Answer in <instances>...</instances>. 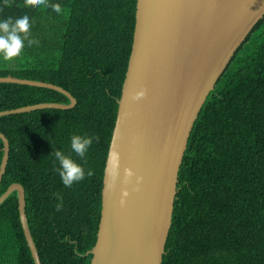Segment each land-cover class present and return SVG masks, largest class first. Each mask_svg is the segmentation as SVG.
I'll list each match as a JSON object with an SVG mask.
<instances>
[{"label":"trees","instance_id":"obj_1","mask_svg":"<svg viewBox=\"0 0 264 264\" xmlns=\"http://www.w3.org/2000/svg\"><path fill=\"white\" fill-rule=\"evenodd\" d=\"M25 7L0 0V21L30 18V38L0 77L50 83L75 102L0 115L8 154L0 194L24 191L27 227L40 264H89L100 209L103 164L130 50L135 0H48ZM41 102L69 103L43 86L0 82V111ZM73 135L97 138L86 162ZM59 150L94 175L65 187L55 171ZM2 143L0 140V158ZM62 197L61 203L56 195ZM0 264H33L15 191L0 203ZM160 264H264V15L207 94L177 171L170 226Z\"/></svg>","mask_w":264,"mask_h":264},{"label":"water","instance_id":"obj_2","mask_svg":"<svg viewBox=\"0 0 264 264\" xmlns=\"http://www.w3.org/2000/svg\"><path fill=\"white\" fill-rule=\"evenodd\" d=\"M263 15L264 0H135L130 50L102 169L95 241L86 252L89 264H160L177 171L193 122L217 78ZM0 82L52 88L69 100L24 105L0 115L63 109L75 102L50 83L9 75ZM0 140L1 178L8 154L1 132ZM129 169L131 176L126 175ZM12 191L33 264H40L26 223L22 186L9 184L0 203Z\"/></svg>","mask_w":264,"mask_h":264},{"label":"clouds","instance_id":"obj_3","mask_svg":"<svg viewBox=\"0 0 264 264\" xmlns=\"http://www.w3.org/2000/svg\"><path fill=\"white\" fill-rule=\"evenodd\" d=\"M5 6H9V0H4ZM25 7H51L57 14L62 13V7L59 4L49 5L48 0H24ZM30 18L24 15L19 18L13 19L8 17L0 21V57L5 61H12L18 58L25 47V40L28 42V46L38 44V41L30 38ZM143 93L133 96V99H139ZM97 138L81 135H73L71 137L70 146L72 151L86 162V153L91 147L93 140ZM55 158L59 162V167L55 169L61 178V181L65 187H71L74 183L83 181L85 178H91L94 175L92 169H87L74 161L70 156L65 155L63 152L57 150ZM114 155V154H113ZM126 175H133L132 171L126 170ZM57 200L61 201L56 205V210L59 211L62 207V197L59 194H55ZM127 195V193H123Z\"/></svg>","mask_w":264,"mask_h":264}]
</instances>
